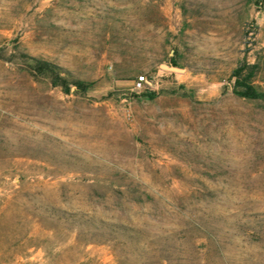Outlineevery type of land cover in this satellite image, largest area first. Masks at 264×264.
Listing matches in <instances>:
<instances>
[{"label": "rangeland", "instance_id": "1", "mask_svg": "<svg viewBox=\"0 0 264 264\" xmlns=\"http://www.w3.org/2000/svg\"><path fill=\"white\" fill-rule=\"evenodd\" d=\"M0 264H264V0H0Z\"/></svg>", "mask_w": 264, "mask_h": 264}, {"label": "trees", "instance_id": "2", "mask_svg": "<svg viewBox=\"0 0 264 264\" xmlns=\"http://www.w3.org/2000/svg\"><path fill=\"white\" fill-rule=\"evenodd\" d=\"M20 56L24 61L25 69L32 73L51 77L54 83L61 85L66 90L70 89V83H74L77 90H84L86 87V84L83 81L75 79L69 80L67 76H61V68L53 62L24 53H21ZM253 68L254 66L252 64L244 62L234 70L233 90L239 96L256 98L260 95L251 78Z\"/></svg>", "mask_w": 264, "mask_h": 264}, {"label": "built area", "instance_id": "3", "mask_svg": "<svg viewBox=\"0 0 264 264\" xmlns=\"http://www.w3.org/2000/svg\"><path fill=\"white\" fill-rule=\"evenodd\" d=\"M148 83V78L145 75H138L135 80V85L137 87H142L144 84Z\"/></svg>", "mask_w": 264, "mask_h": 264}]
</instances>
